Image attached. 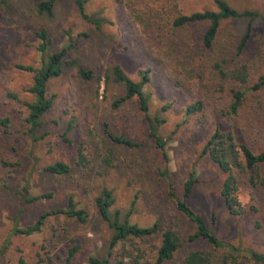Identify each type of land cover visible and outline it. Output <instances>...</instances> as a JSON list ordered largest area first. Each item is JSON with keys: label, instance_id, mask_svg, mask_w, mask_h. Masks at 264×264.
<instances>
[{"label": "rangeland", "instance_id": "374dc122", "mask_svg": "<svg viewBox=\"0 0 264 264\" xmlns=\"http://www.w3.org/2000/svg\"><path fill=\"white\" fill-rule=\"evenodd\" d=\"M40 1L0 2V115L12 119L8 130L0 126V264H19L20 258L26 264H63L73 246L78 249L69 264H91L90 256L109 258L111 264L115 260L153 263L164 229H170L181 243L165 264H181L194 249L212 250L204 240L187 241L194 227L167 195L161 175L165 168L178 196L188 173L196 171L198 182L187 201L207 225L215 215L213 228L219 238L264 252V181L252 185L246 172L234 169L239 176L238 199L246 211L231 215L220 195L225 174L200 154L216 124L232 130L237 143L256 152L264 149V86L250 89L264 73V22L260 19L264 0H225L239 12L259 14L240 53L236 47L248 17L221 20L211 47L203 44L209 21L173 24L182 14L217 11L215 0H86L85 11L102 18L100 26L82 19L73 0H55L50 17L37 12ZM42 28L49 38L45 53L39 51L35 35ZM63 46L69 48L62 72L46 86L54 100L41 120L38 133L44 136L34 141L24 121V102L33 100L27 91L32 72L17 65L38 67ZM243 64L247 78L242 83L232 74ZM114 65L133 80L139 79V69L151 68L143 91L149 116L164 119L158 134L168 138L167 159L149 134L137 101L113 105L124 93L123 85L114 79ZM78 67L91 70L93 76L83 78ZM238 89L245 92L243 102L236 114L229 115L227 105ZM195 101H201V109L187 114V106ZM164 105L169 107L163 109ZM110 134L123 135L136 145L117 143ZM80 155L82 164H78ZM55 161L69 164L70 172L46 171ZM260 173L264 180V166ZM104 187L112 192V210H120L121 217L141 226L157 222L159 231L129 237L109 249L112 231L94 205ZM44 193L50 196L30 200ZM71 194L77 207L89 211L86 222L55 213L44 219L39 231L14 232L33 224L43 212L65 209ZM249 205L257 209L248 210Z\"/></svg>", "mask_w": 264, "mask_h": 264}, {"label": "trees", "instance_id": "16d2710c", "mask_svg": "<svg viewBox=\"0 0 264 264\" xmlns=\"http://www.w3.org/2000/svg\"><path fill=\"white\" fill-rule=\"evenodd\" d=\"M5 0H0L4 2ZM76 4L79 14L82 19L100 26L102 18L85 11L86 0H73ZM55 0H41L36 4L37 12L47 16L53 15ZM217 11L204 10L196 11L190 14H182L173 20L175 26H183L192 24L198 21H209L203 35V44L205 47H211L213 41L219 30L220 22L223 19L231 17H248L249 21L246 25L245 32L241 37L236 51L240 53L245 47L248 39L251 36L252 20L259 17L256 11L245 10L239 12L233 9L225 0H215ZM264 22V15L260 16ZM35 35L39 38V51L45 53L47 43L49 42L48 34L45 28L35 31ZM68 46H63L57 51L51 52L47 55L45 60L41 62L38 67L18 64L17 67L26 71L32 72V82L27 88V91L33 96L31 102H24L26 107L25 124L28 127V134L36 141L43 138L44 134H39V128L42 124L43 115L50 110L53 105L54 95L47 94V82L57 77L62 72V66L65 63V56L67 54ZM219 67V65H216ZM239 68V67H238ZM246 66L233 70L232 77L237 78L240 82L246 81L245 74ZM80 75L89 79L93 76L91 70H86L78 67ZM114 79L121 83L124 87V93L113 101L114 106H118L123 102L135 99L137 101L138 109L148 122L149 134L153 137L156 147L160 150L164 159H167L166 142L168 138H161L158 134V126L164 122V119L159 116L151 117L148 114L149 102L148 97L143 91V86L150 81V67L139 69L138 80L131 79L119 65H114L112 68ZM264 86V73L259 75L257 81L250 87L251 90H258ZM244 90H234L231 99L227 105L226 113L229 115L236 114L244 99ZM16 98V95H11ZM169 105H164L163 109L168 108ZM202 107L201 101H195L187 106L186 113L199 111ZM11 117L9 115H0V126L5 130L11 127ZM110 137L113 141L127 146H135L136 143L123 135H112ZM81 154V153H80ZM201 155H206L213 163L217 165L221 172L225 174L220 188V195L231 215H240L246 211L243 204L238 199L239 176L234 173L237 169L239 173L246 172L249 177V182L255 185L264 180L261 179L260 167L264 166V149L253 151L245 143H237L232 130H222L218 124L215 125L212 133L207 137L201 152ZM83 155L79 156V163L83 162ZM78 162V160H77ZM45 170L52 173L63 175L70 172L69 164L62 161H55L45 167ZM167 182V195L172 199L175 209L179 214L188 219L194 231L188 235L187 241L193 242L196 240L206 241L212 250L194 249L189 251L183 258L181 264H264V252L256 251L250 248H242L232 244L229 241L219 238L214 232L215 215L211 216V223L207 225L204 218L196 212L188 203L187 198L190 196L196 183L198 176L196 171L192 169L183 183L182 195L178 196L173 187L168 170L165 168L161 171ZM48 197L50 193H44L39 196L31 197L30 200H35L40 197ZM112 192L108 188H103L94 198L95 208L102 220H104L111 229V237L109 239V249L114 248L119 242L124 241L129 237H144L157 233L159 225L157 222L150 226H141L136 223H131L127 217H121L120 210L111 207L113 205ZM65 209H56L43 212L38 219L24 228H15L14 232L19 234L29 235L33 232L39 231L44 219L55 213H64L80 223L88 220L89 211L85 208L76 206L73 195L67 197ZM257 208L254 205H249L248 210L255 211ZM181 246L179 238L170 230L164 229L161 231V243L157 250V256L153 263L145 262L143 264H165V262L172 258L174 252ZM78 247H70L67 251L66 260L63 264H69ZM222 251V252H221ZM91 264H111L109 258H99L90 256L88 258ZM122 260H115V264H123ZM19 264H26L24 259H19ZM142 264V263H137Z\"/></svg>", "mask_w": 264, "mask_h": 264}]
</instances>
